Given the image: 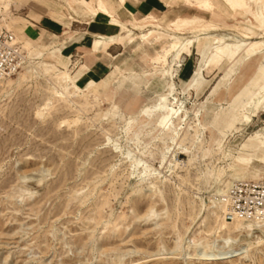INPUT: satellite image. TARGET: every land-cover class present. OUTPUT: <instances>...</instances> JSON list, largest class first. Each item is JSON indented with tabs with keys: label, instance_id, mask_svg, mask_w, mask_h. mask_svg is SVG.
Here are the masks:
<instances>
[{
	"label": "rangeland",
	"instance_id": "374dc122",
	"mask_svg": "<svg viewBox=\"0 0 264 264\" xmlns=\"http://www.w3.org/2000/svg\"><path fill=\"white\" fill-rule=\"evenodd\" d=\"M223 3L241 27H225L217 34L226 41L248 40L252 46L237 52L233 61L225 57L222 69L209 75L201 91L216 36L209 33L188 84L197 91L181 83L176 88L172 80V61L182 55L172 61L169 57L161 67L162 77H171L168 89L160 74L138 79L135 72L126 75L138 79L137 84L115 89L116 67L94 80L70 64L67 70L79 90L73 89L67 98L54 94L56 79L42 73L0 81V264H264V248L242 254L240 247L253 240L246 234L236 242L217 241L213 229V172H228L232 157L241 152L252 158L250 177L243 179H264V3L257 0L250 11ZM38 5L35 0H13L9 15L0 11V30L16 34L7 25L9 17L25 24L23 18L29 19ZM208 23V30L215 26ZM151 29L161 31L162 38L153 34L143 42L138 37L142 33L133 31L125 34L123 44L139 40L141 48L154 39L163 43V49L168 47L169 33ZM20 41L32 52L34 66L56 62L55 45L44 49V43L35 40L33 51ZM145 48L152 54L161 45ZM126 56L125 68L141 71L145 66L151 71L150 57H138L133 45ZM198 57L194 55L196 64ZM167 69L170 74H165ZM221 80L222 85L214 88ZM171 84L169 100L181 105L184 118L175 140L159 138L158 126L170 103H159L158 97L169 92ZM91 85L95 88L89 90ZM114 104L119 109L113 110ZM231 113L237 118L233 126H214L217 115ZM79 115L83 119L73 123ZM220 139L222 150L217 145ZM230 245L233 258L215 256L229 251ZM206 252L209 255L203 256Z\"/></svg>",
	"mask_w": 264,
	"mask_h": 264
},
{
	"label": "crops",
	"instance_id": "0c3cea01",
	"mask_svg": "<svg viewBox=\"0 0 264 264\" xmlns=\"http://www.w3.org/2000/svg\"><path fill=\"white\" fill-rule=\"evenodd\" d=\"M35 2L39 5L34 14L29 19L23 18L26 21L25 34L33 40H40L44 43V49L52 47V45H55L56 48L58 45L61 46L63 60L69 62L70 67L83 71L88 75V79H101L119 66L125 74L135 72L139 75L138 79L141 75L152 74L155 76L160 74V78L167 89L170 78L165 80L161 74L163 68H156L154 64V58L162 54L163 43L154 39H152L153 42L146 43H152L153 46L161 45V50H155L154 53L150 54L149 51L145 50L146 44L141 48L138 47L137 41L139 40L134 43L123 44L125 34L134 31L136 34L142 33L138 36L141 37L145 31L154 28L174 33L173 38L169 39L179 42L175 39V34L185 40L197 35L204 36L206 33L219 35L217 32L225 27L227 30H233L234 27L232 26L234 25L241 27L240 20L231 14V9L223 3V0H211L213 2L212 7L208 9L198 8L196 0H126L124 3L120 0H35ZM100 2L108 13L100 9ZM92 8L100 9L99 13H94ZM226 12L228 15L224 17ZM148 17H154L157 22L143 21ZM178 17H203L215 26L209 30L193 29V31L188 32L167 29V26ZM134 19L140 21L136 27L133 25ZM156 24H160V27H152ZM179 43L185 44L186 42ZM132 45L137 50L138 57H150L151 71L145 66L141 71L128 68V66L127 68L124 67V63L128 62L126 54ZM202 49L199 50L198 44L194 43L191 54H186L187 51H184L181 54L174 53L169 56L172 61V57L182 55L180 59L172 61L175 76L173 81L176 88L181 83L187 90H196L194 87H188V84L192 81L200 64L201 55L199 52ZM142 52L143 55L139 56V53ZM195 54L199 56L197 64L194 59ZM219 70V68L210 70L205 67L203 71L204 82L199 91L203 90L209 82V75ZM115 71L117 72L116 69ZM117 74L119 75V73ZM138 79L135 84H137ZM222 82L221 80L214 88L219 84L222 85ZM113 88L116 89L115 86Z\"/></svg>",
	"mask_w": 264,
	"mask_h": 264
},
{
	"label": "bare ground",
	"instance_id": "6f19581e",
	"mask_svg": "<svg viewBox=\"0 0 264 264\" xmlns=\"http://www.w3.org/2000/svg\"><path fill=\"white\" fill-rule=\"evenodd\" d=\"M120 1L122 3H124L126 0H120ZM227 1L234 8L250 11L251 5L254 2H256L257 0H227ZM262 1L264 3V0H262ZM12 2H13V0H0V11L2 9H5L7 11V14L9 15V13H11L9 10L11 8ZM212 3L213 2H211V0H196V5L200 9L211 8ZM100 9H102L104 12L108 13L107 10L105 9V7L103 6L102 2H100ZM99 10L92 8V11L94 13H99ZM244 15H246V13ZM244 15H243V17H244ZM9 18H10V21L7 22L8 27L16 31L18 39L19 40L22 39L24 41L26 47H30V49L35 51L36 50V46L34 45L35 40L29 38L25 34V31L23 29H21L22 23L20 24L19 21H15L13 17H9ZM255 18H256V16H255ZM3 19L7 21L6 16H4ZM143 21H149V22L153 23V22H157V19H155L154 17H148V18H145ZM139 23H140V21H138L137 19H134L133 25L135 27ZM22 25H26V24H22ZM158 26L160 27V24ZM189 28H192L194 30H205V29L209 28V23L206 19L200 18V17H195V18L178 17L172 24L167 26V29L173 30V31H183L185 29L188 30ZM155 32H157V31H155L153 29H151L147 32H144L143 35L141 37H139L140 41L144 42V41L149 40V38L153 34H154L153 38H156L158 40L161 39L162 35H163L161 33V31L157 32V33H155ZM173 35H174V33H169V38H173ZM207 40L208 39L206 36H201V35H198L195 39L194 38L187 39L185 44L171 40L169 46L166 47L165 49H163L162 54H160L157 58H155V67L156 68L157 67H165L169 63V56L174 54V53L181 54L184 51L191 52V45H193L195 43V41H198V48H199V50H201L204 43ZM212 40L214 41V47L212 48V50L208 56L207 63L205 65V67H207V69H210V70H212L213 68L222 67L225 57H228L229 61L230 60L233 61V58L237 52L241 51L243 48L247 49L252 44V42H249L248 40H237L236 39L233 41H226L225 37L220 36V35L214 36ZM57 48H59V50L53 53L54 56L57 57L56 62H53L50 64L44 62L43 66H39V65L34 66L33 60H32L33 58H32L31 59L32 62L30 61V64L27 66L26 70H28L31 67H32V69L29 70L28 73H26V74H20L21 75L20 77L28 79L29 77H31L35 74H41L42 73L44 75H49V76L55 78L56 83H57L56 87L54 88L53 93L56 94L57 96L59 95L63 98H67L68 96H70L72 94L73 89L79 90V87H78L77 83L73 80L72 76L70 75V73L67 70V68L69 66V62L63 60V58H62L63 57L62 56V47H60L58 45ZM243 51H245V50H243ZM29 53L32 54L31 51H29ZM43 57H44V51L41 52L40 58L42 59ZM59 65L64 66L65 69L60 68ZM262 68H259L258 70H260ZM116 70H117V73H119L118 79L114 82L116 88L120 89L121 87H123L128 82H132L134 84L136 83V79L132 78V77L130 78L129 76H127L123 72L121 67L117 66ZM170 73H171L170 69H167L165 71V74H170ZM258 73H260V72H258ZM172 76H173V74H172ZM11 78L12 77H9V78H6L5 80H9ZM5 80H1V81H5ZM255 80H257V79H255ZM254 81L252 80V82H254ZM93 88H95V85H91L88 89L91 90ZM172 89H173V85L171 84L169 92L158 97L159 103L170 102L169 104L165 105L166 112L161 115V118L158 121V126H159V128H161V129H159V130H161V133H159V138H163L166 136V137H171L173 140H175L178 136L181 135V132L183 130V127H182V125H180L179 120L180 119L183 120L184 118H183V116H181V111H182L181 105H176V103L169 100V95L171 94ZM248 89L249 88H247V90ZM243 92L244 91H242V93ZM242 93L240 95H242ZM175 100H176V98H175ZM232 104H236V103L234 102ZM161 106H164V105H161ZM112 109L117 110V109H119V107L116 104H114L112 106ZM43 114H44L43 110H39L38 115L43 116ZM82 119H83V116L79 115L72 122L77 124ZM236 120H237L236 115H234L233 113L225 116L224 118L217 115L213 121V124L217 128L229 127V126H233L235 124ZM221 132L224 135V137L227 136V133H224L223 131H221ZM223 144H224L223 139H220V141H218V144H217L219 150H222ZM246 152H248V151H246ZM165 159H166V155H164L163 161ZM232 159H233V162H232L233 164L229 166L228 172L223 171L221 169H219V170L217 169L215 172H213L210 175V178L214 182L213 188H214L215 195H222V196L226 195L229 187L231 186V184L235 180H242L243 178L250 177L252 158L241 153V152H239V155L233 156ZM139 163L140 162H137V161L134 162V164H139ZM147 173H148V168H146V171H145V174H147ZM148 175L150 176L151 174H148ZM151 183L153 184V186L155 185V183L153 181ZM213 201H216L217 203L213 202ZM213 201H212L213 203L211 205L212 213L214 215V222H215L213 229H214V232L216 234V240L217 241L228 242L229 240H232L233 242H236V241H239L240 237L243 234H246L248 237H250L253 240L246 241V243L242 247H240L242 254H246V256H249L252 251L260 249V248H264V224H260V223H256V222H252V221H245L243 219H235L233 221H230L225 216V211H226L225 203H223L221 201H217V200H213ZM153 210H154V207L151 208V213L147 214V216H146L147 219L152 216ZM223 233H226L229 236L226 238V237H224ZM232 234H234V235H232ZM208 246H209V244H207L203 249L205 250L206 247H208ZM229 247H230L229 251L224 252L222 254H220V252H217L215 256H220V258H222V259L233 258L235 256L234 255L235 252L232 251L231 245ZM215 252H216V250H215ZM202 255L207 256V255H209V253L206 252ZM205 259H207V258H205Z\"/></svg>",
	"mask_w": 264,
	"mask_h": 264
},
{
	"label": "built area",
	"instance_id": "2783aa9c",
	"mask_svg": "<svg viewBox=\"0 0 264 264\" xmlns=\"http://www.w3.org/2000/svg\"><path fill=\"white\" fill-rule=\"evenodd\" d=\"M31 59L13 31L0 30V81L21 74ZM216 200L225 203L228 220L243 219L264 224V179L235 180L226 195H216Z\"/></svg>",
	"mask_w": 264,
	"mask_h": 264
}]
</instances>
